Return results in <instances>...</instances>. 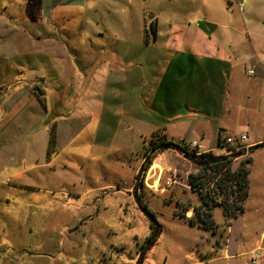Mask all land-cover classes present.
<instances>
[{
  "label": "rangeland",
  "instance_id": "obj_1",
  "mask_svg": "<svg viewBox=\"0 0 264 264\" xmlns=\"http://www.w3.org/2000/svg\"><path fill=\"white\" fill-rule=\"evenodd\" d=\"M189 1H156L152 14L163 15L166 33L170 31V16L186 10ZM140 8H148L146 0H141ZM191 10L199 18L216 22L212 38L221 42L236 64L227 95L231 113L225 114V121L231 124L222 137L251 136L239 120L248 121L258 108L264 111V78H257L264 73V0H195ZM144 12L140 14L144 16ZM0 15V264H206L221 254L225 245L230 253L258 249L254 255L208 264H264V218L260 214L251 222H233L230 232L231 220L223 209L211 206L213 229L204 228L199 222L189 225L179 215L184 212L180 205L187 200L193 206L202 205L196 191H144L142 197L134 198L124 190L132 178L131 165L138 164L149 138H144L143 144L135 134L126 132L123 124L115 134L104 135V130L112 127L109 97L101 99L106 107L101 122L87 117L97 99L89 92L88 75L82 65L72 63L71 50L67 49L69 77L59 79V58L47 44L52 38L67 40L71 34L28 22L22 0H0ZM190 22L193 27V18ZM185 33H189L188 28ZM77 38L72 36L71 41ZM93 50L89 46L88 53ZM155 52L148 48L143 56L152 60L159 56ZM77 70L83 75L77 77ZM248 70L254 75H248ZM63 83H68L67 87ZM26 84L43 89L46 112L34 99L15 97V88ZM54 92L65 99L64 105H59ZM260 116L264 117V112ZM55 122L63 131L57 146L53 144ZM108 138L109 144L105 141ZM215 154L225 155L227 150ZM241 154L240 161L248 157L245 149ZM261 161L256 154L249 165L253 176L250 204L261 206L264 213ZM239 163H232L231 169L235 171ZM155 223L159 232L147 248L151 224ZM143 248L148 263H138Z\"/></svg>",
  "mask_w": 264,
  "mask_h": 264
},
{
  "label": "crops",
  "instance_id": "obj_2",
  "mask_svg": "<svg viewBox=\"0 0 264 264\" xmlns=\"http://www.w3.org/2000/svg\"><path fill=\"white\" fill-rule=\"evenodd\" d=\"M156 1L146 0L149 9L140 8L141 0H22V3L26 7L28 22H34L37 27L60 28L62 33L71 34L66 36L67 40L57 41L52 38L47 44L56 59L57 56L59 58L60 76L65 74L61 78L59 76V79L65 80L69 77L66 64L71 62L67 49L71 50L72 63L82 65L88 75L91 82L89 92L97 98L91 103L88 118L101 122L106 110L101 99L105 101L106 98H110L112 107L108 108L112 116L110 125L112 127H107L104 135L115 134L119 125L123 124L122 128L135 134L137 140H143V144L144 138L150 140L152 133L159 131L157 143L164 139V142L183 147V144L196 142L198 152L211 150L216 153L221 149L217 148L219 134L231 124L225 121V114L231 113L227 105V95L231 79L235 77L236 64L231 61L228 51L222 48L221 42L212 38L213 31L217 28L216 22L206 17L199 18L192 13L195 0L188 2L186 10L173 12L168 33L165 31L163 15L152 14L156 12ZM174 3L176 4L177 0H174ZM104 4L105 8L102 9ZM143 10L145 15L152 14L150 17L147 15L150 22L149 30L145 23V15L140 14ZM0 18L2 19V15ZM152 23H155L154 38L149 34ZM187 28L188 36L185 33ZM145 30L149 31L147 38ZM178 32L181 34L180 38ZM77 35V40L71 41L72 36L75 38ZM89 46L94 48L91 55L88 53ZM148 48L156 50L155 53L159 56L153 57L152 60L144 57ZM82 75L77 70V77ZM257 78L263 79L264 73ZM63 85L67 87L68 83ZM15 89H17L15 97L27 96L30 100L34 99L45 112L47 111L45 93L39 85H18ZM54 93L52 95L57 97L59 105H64L65 99ZM38 98L43 101V106ZM263 112L258 108L257 112L253 113L256 116L252 114L248 121L244 118L238 119L239 123L249 128L251 132V136L246 135L245 151L251 160L254 155L260 154L262 176L264 147L254 148L250 153L247 150L264 143V117L260 116ZM58 125L55 122L52 126L54 146H57L63 136V131ZM100 125L101 123H98L99 128ZM242 134L245 135V133L240 135ZM97 141V138H94L92 142ZM105 141L109 144L111 139ZM203 142L208 145H203ZM178 147L170 146L163 149L157 147L155 150H148L144 145V151L139 154L138 164L131 165L132 178L124 190L134 198L142 197L144 191L157 194H165L168 191L177 194L179 189L183 192L192 191L187 178L190 174H195L197 168ZM148 154L150 156L154 154L149 167L145 164ZM242 157L244 156L237 155L232 163L240 162L239 159ZM186 165L187 169L184 171L183 167ZM247 178L248 195L242 211L230 219V232L235 221L251 222L259 214L264 218L262 207L250 204L253 182L250 170ZM249 205L253 210L249 209ZM180 206L184 211L182 215L186 218L193 216V207L201 208L199 204L193 206L189 200ZM186 207L189 209L186 210ZM256 248L247 252L230 253L229 247L225 245L224 251L208 259L206 264L216 261L227 263L240 255H252Z\"/></svg>",
  "mask_w": 264,
  "mask_h": 264
},
{
  "label": "trees",
  "instance_id": "obj_3",
  "mask_svg": "<svg viewBox=\"0 0 264 264\" xmlns=\"http://www.w3.org/2000/svg\"><path fill=\"white\" fill-rule=\"evenodd\" d=\"M155 23L151 24L150 34L153 38L156 35L154 28ZM145 37L149 36L148 32L145 30ZM39 103L43 106V101L38 98ZM159 131L153 132L151 135L150 144L148 150L163 149L164 147H178L174 144L164 142V139L160 141L158 139ZM51 142L49 141V149ZM264 147V143L250 147L247 152H252L254 148ZM187 159H189L197 168L195 174H190L187 178V182L192 191L198 192L200 199L202 201L201 208L193 207V216L191 218L184 219L188 220L189 225H193L195 222L202 223L204 228L213 229V221L211 215V206H220L223 209L224 216L226 218H233L243 209V203L248 195V175H249V165L251 163V158L240 161L239 167L235 170H231V163L233 158L235 159L237 155H242L244 150L235 152L234 148H227L223 146L222 134H219L217 139V148L226 149L227 154H215L213 151L208 150L205 152H198L197 148L192 150L190 153L186 151L183 147H178ZM154 158L152 156H147L145 164L149 167L151 160ZM146 209V207H145ZM186 210L189 208L186 207ZM146 213L153 219V215L146 211ZM154 220V219H153ZM151 235L146 240L147 248L151 247L155 240L156 235L159 232L158 225L151 224ZM141 252V258L143 255ZM141 258L138 263L141 262Z\"/></svg>",
  "mask_w": 264,
  "mask_h": 264
},
{
  "label": "built area",
  "instance_id": "obj_4",
  "mask_svg": "<svg viewBox=\"0 0 264 264\" xmlns=\"http://www.w3.org/2000/svg\"><path fill=\"white\" fill-rule=\"evenodd\" d=\"M248 74L251 75V74H253V72L251 70H249ZM245 141H246V135H244V134L237 135L235 137H232V136L226 134L225 137H222L223 146H232V147H234V149H242V150L245 149ZM196 147H197L196 142H190L189 144H183V148H185L186 151L189 153L192 150H194ZM252 255H254V253H252ZM144 260L146 263H148V260L146 258H144L142 255L141 262ZM253 264H254V262H253Z\"/></svg>",
  "mask_w": 264,
  "mask_h": 264
}]
</instances>
